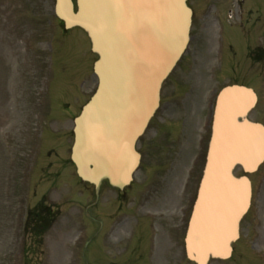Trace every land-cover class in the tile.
<instances>
[{
    "label": "rangeland",
    "instance_id": "obj_1",
    "mask_svg": "<svg viewBox=\"0 0 264 264\" xmlns=\"http://www.w3.org/2000/svg\"><path fill=\"white\" fill-rule=\"evenodd\" d=\"M36 3L39 16L34 12ZM189 4L194 12L190 31L192 38L181 58V69L175 70L174 75H190L192 80H198L201 93L188 99L192 104L186 106V113L192 105L200 111L199 104L203 103L204 89L209 84L205 77L211 74L208 68L210 62H214L209 61L212 47L217 45L213 44L214 33L217 34L222 23L227 37H232L230 46L235 56L231 58L228 47L229 52L225 51L224 59L218 64L221 69L218 77L210 84L218 88L238 81L254 88L258 101L250 118L264 125V64L261 59L260 63L248 60L242 53L245 43L246 48L248 46L254 53L258 45L264 47V38L258 32L260 28L264 33V0H189ZM39 34L43 55L41 122L35 127L34 110L28 112L27 109L30 101L31 106L34 105L28 85V81H33L30 78L34 65H31L26 67L25 77L30 78L25 79V90L17 88L18 84L22 86V78L12 83L10 105L15 110H10L8 144L4 145L6 151L0 137V192L2 187L10 188L12 204L11 235L0 241V264H86V260L91 264H105L97 237L89 246L86 242L84 212L86 203L93 197L92 189L78 180L68 159L73 142L72 118L79 113L96 85L92 73V61L96 56L90 53L82 30L74 29L64 34L51 4H40L38 0H0V66L6 61L5 57H13L19 47L16 40L19 37L31 47L33 62ZM245 39L249 40L245 42ZM190 59L200 60L192 73L186 66V60ZM0 74L3 75L4 71ZM1 113L0 110V118ZM197 114L188 116L185 122L188 152L193 145L190 129L198 122ZM180 115L183 117L184 112ZM190 132L191 139L187 137ZM149 137L150 134L140 139L146 141ZM181 154L184 155V148ZM249 179L251 205L242 220L240 237L233 244V253L227 260H211L209 264H264V163L256 172L249 174ZM23 185L26 189L22 188ZM20 192L25 197L27 212L35 206L53 208L56 212L51 228L41 236L35 237L29 225L22 235L23 225L19 227L17 205ZM127 264H146V261L132 263L129 260ZM186 264L194 263L186 260Z\"/></svg>",
    "mask_w": 264,
    "mask_h": 264
},
{
    "label": "water",
    "instance_id": "obj_2",
    "mask_svg": "<svg viewBox=\"0 0 264 264\" xmlns=\"http://www.w3.org/2000/svg\"><path fill=\"white\" fill-rule=\"evenodd\" d=\"M76 8V9H75ZM66 29L80 27L97 54L94 94L74 119L71 161L94 185H127L134 149L158 106L162 81L186 48L192 11L186 0H56ZM252 89L232 85L217 96L202 178L189 218L186 256L195 264L226 259L250 204V182L264 160V127L250 121Z\"/></svg>",
    "mask_w": 264,
    "mask_h": 264
},
{
    "label": "flooded vegetation",
    "instance_id": "obj_3",
    "mask_svg": "<svg viewBox=\"0 0 264 264\" xmlns=\"http://www.w3.org/2000/svg\"><path fill=\"white\" fill-rule=\"evenodd\" d=\"M51 1L38 0V3ZM34 12L39 16L37 3ZM17 36L21 37L18 34ZM20 37L16 39L19 43V47L16 45L18 50L15 49L12 58L5 57L6 61L0 66L2 68L0 72L4 71L3 75L0 74V110L2 111L0 137L4 140L3 149H5L4 145L8 144L6 139L9 138L10 110H15L10 105L12 83L16 79L21 81L22 78V86L18 84L17 88L25 90V79L30 78L25 77L26 67L31 65H34V73L30 78L33 81H28V85L32 91L34 105L31 106L30 101L27 109L28 112L34 110L35 127L40 122L41 38L40 34L36 37L32 62L31 47ZM215 40L216 33L213 44ZM220 40L222 44L227 43L230 47L231 37L222 33ZM212 48L209 61L214 59V46ZM263 53L262 46L256 48V53H252L247 46L244 56L250 60L253 54L260 60ZM181 61L176 70L181 69ZM186 61L188 71L192 73L196 69L197 61L200 60ZM205 78L209 84L207 88L205 86L203 103L199 104L200 111L194 109L192 105L187 114L186 106L192 104L188 99L201 93L198 80H192L190 75L172 74L168 77L161 88L158 110L141 136L143 138L150 134V137L146 141L140 137L136 143L135 148L140 155V162L132 180L121 189L110 186L105 180L100 185L97 200L89 199L86 203L87 246L97 237L99 251L105 264H127L129 260L132 263L142 260L146 261V264H186L184 237L202 172L214 100V97L209 99V92L212 89L210 77L206 74ZM32 82H34L33 88ZM29 98L31 99V96ZM180 112H184L183 117ZM196 112L199 113L198 122L190 129L193 133V145L191 152H188L185 144L187 131L185 122L188 116L194 117ZM192 133L190 132L187 137L191 139ZM182 148L184 155L181 154ZM87 187L91 188L88 185ZM22 188L26 189V186L23 185ZM9 189L2 187L0 192V241L2 242L11 235L12 204ZM17 205L19 217L23 221L22 235L26 233L28 222L41 229L56 218V212L49 207L42 209L36 207L35 212H27L22 192L19 193ZM87 264L91 263L87 262Z\"/></svg>",
    "mask_w": 264,
    "mask_h": 264
}]
</instances>
